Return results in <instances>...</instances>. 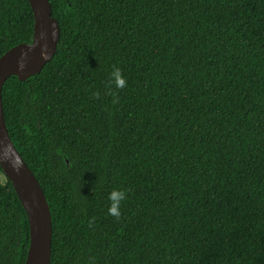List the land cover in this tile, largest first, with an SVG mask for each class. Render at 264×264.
I'll return each instance as SVG.
<instances>
[{
    "label": "trees",
    "instance_id": "1",
    "mask_svg": "<svg viewBox=\"0 0 264 264\" xmlns=\"http://www.w3.org/2000/svg\"><path fill=\"white\" fill-rule=\"evenodd\" d=\"M49 2L53 55L1 88L49 205L48 264H264V0ZM32 33L28 0H0V55ZM114 66L126 86L108 92ZM0 175V264H23Z\"/></svg>",
    "mask_w": 264,
    "mask_h": 264
},
{
    "label": "water",
    "instance_id": "2",
    "mask_svg": "<svg viewBox=\"0 0 264 264\" xmlns=\"http://www.w3.org/2000/svg\"><path fill=\"white\" fill-rule=\"evenodd\" d=\"M28 2L33 15L31 41L18 43L0 55V167L10 181L28 222L29 242L23 264H48L52 235L49 205L38 180L10 138L1 100V88L5 79L14 75L19 80H24L40 71L53 55L59 38V25L51 15L49 0ZM41 47L47 48L46 59L40 55ZM21 52L28 53L23 70L17 66Z\"/></svg>",
    "mask_w": 264,
    "mask_h": 264
},
{
    "label": "clouds",
    "instance_id": "3",
    "mask_svg": "<svg viewBox=\"0 0 264 264\" xmlns=\"http://www.w3.org/2000/svg\"><path fill=\"white\" fill-rule=\"evenodd\" d=\"M34 46V45H33ZM40 55L42 58H47L48 51L46 47H41ZM28 56L27 52H21L20 57L17 60V66L20 70H23L26 63V58ZM112 86L116 89L124 88L126 86V79L119 67L114 66L110 73V80L108 85H106V90L111 92ZM98 95V93H94ZM114 95V93H113ZM115 102V101H114ZM6 155V152L4 153ZM126 198V191L119 188H113L108 193L109 204L107 206V213L111 216L119 218L121 215V203Z\"/></svg>",
    "mask_w": 264,
    "mask_h": 264
},
{
    "label": "rangeland",
    "instance_id": "4",
    "mask_svg": "<svg viewBox=\"0 0 264 264\" xmlns=\"http://www.w3.org/2000/svg\"><path fill=\"white\" fill-rule=\"evenodd\" d=\"M2 179H3V176L0 175V180H2Z\"/></svg>",
    "mask_w": 264,
    "mask_h": 264
}]
</instances>
